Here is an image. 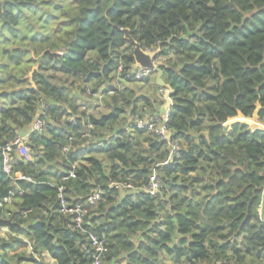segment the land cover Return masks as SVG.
Masks as SVG:
<instances>
[{
  "label": "clouds",
  "instance_id": "1",
  "mask_svg": "<svg viewBox=\"0 0 264 264\" xmlns=\"http://www.w3.org/2000/svg\"><path fill=\"white\" fill-rule=\"evenodd\" d=\"M9 2L16 7L9 9L5 0H0V62H8L11 49L17 46L33 47L32 55H38L42 46L19 40L35 31L53 37L47 46L61 56L69 46L85 50L88 40L104 52H88L83 61L73 65L77 77L64 79L70 91L63 98L51 93L46 96L42 84L27 73L28 86L37 88L36 100L10 106L22 109L26 119L17 117L14 110L11 119L0 115V129L8 128L0 130V154L3 170L11 177L8 185L0 186V192H9L7 203L0 202V213L11 218L8 209L14 203V192L29 191L17 184V179L38 182L41 168L25 164L17 170L8 163L26 152L29 158L43 157L44 169L51 164L50 171L69 170L75 189L72 200L86 197L71 209L67 207L71 201L63 194L47 198L48 216L57 213L55 224L80 233L78 240L65 245L62 255H51L54 245L64 243L52 228L48 229L52 239L44 246L31 230L23 235L0 226V264H264V90L259 87L264 83V68L260 67L264 56L257 63L255 53L248 51L256 41L264 47V0H184L178 9L156 18L155 26L139 17L118 20L108 12L116 0H25L37 8L35 14L21 9L20 0ZM150 7L149 3L142 13L152 19ZM21 10L25 13L22 31L13 38L3 27L4 21L15 24L13 17ZM49 14L55 19L43 24L40 18ZM84 17L91 21V27L81 23ZM202 21L207 22L202 26ZM66 24H70V31H64ZM117 25L134 27L137 34L131 38L112 36L110 29ZM257 29L261 35L249 39ZM81 34L87 39L71 45L70 41ZM5 36L11 43L4 41ZM181 37L197 46L205 40L224 48V74L216 76L214 89H209L208 80L199 74L181 72L189 61L199 63L197 57L177 54ZM56 40H61L60 45ZM233 40L246 41L235 56L225 47ZM137 44L148 49L152 68L136 60ZM5 48L9 49L6 54ZM205 59L214 63L209 56ZM253 63L258 70L250 82L241 73ZM12 71H0V76L7 78ZM90 71L100 75L85 82ZM132 73L137 80L145 77L144 82L130 83L126 77ZM185 75L187 89L176 80ZM228 77L232 78L230 84ZM53 78L54 74L44 77ZM10 86L16 85L3 87ZM209 91L215 93L211 99ZM50 102L63 105L67 111L48 113ZM41 112L45 115L38 119ZM53 125L57 132L63 129L59 137L49 132ZM33 130L40 137L34 151L24 146L33 142L29 140ZM18 140L20 146L11 150V144ZM48 141H55L54 148H43ZM189 165L194 169L191 172L185 171ZM217 180L224 182L222 189ZM81 184L88 187L82 190ZM60 191L63 193V188ZM214 191L220 195L213 198ZM57 199L62 210L51 206ZM16 207L18 210L20 204ZM73 212L78 215L73 217ZM31 215L35 219L40 214ZM92 215L100 219L93 222ZM19 219L24 228L31 222ZM65 220L74 223L65 224ZM135 220L140 224L130 227Z\"/></svg>",
  "mask_w": 264,
  "mask_h": 264
},
{
  "label": "trees",
  "instance_id": "2",
  "mask_svg": "<svg viewBox=\"0 0 264 264\" xmlns=\"http://www.w3.org/2000/svg\"><path fill=\"white\" fill-rule=\"evenodd\" d=\"M184 2V0H116V4L109 7L108 12L111 15H114L118 20L130 18L131 20L135 21L137 17L141 21H147L150 25L155 26L157 24V19L160 17L166 16L169 11L178 9V7ZM5 3L8 4L9 9L16 7L15 4H12L9 2V0H5ZM151 4L150 11L153 14V17L150 19L149 15L146 13H142V10ZM21 9H31L36 8L33 7L31 4L25 3V0H20ZM190 6V5H189ZM58 6L57 8H59ZM89 11H92V9H89ZM25 13L21 10L18 11L13 17V20L15 21V24H9L7 20L4 21L3 27L9 31L13 38L17 37V34L19 33V25L21 21V16ZM50 15V14H49ZM55 19V17L52 15L50 16L49 20L46 21L45 24H48L51 20ZM207 21H202V26ZM82 24L91 27V21L88 20L87 17H84L81 21ZM173 22H169V25L171 26ZM141 27H144L143 24L140 25ZM128 29L131 36H135L137 34V31L134 27H124L123 25H117L110 29L111 35L120 37L123 36L122 29ZM70 24H66L64 31H70ZM81 33H83L84 29H79ZM147 34V33H146ZM192 35H195V33H192ZM261 35V32L259 29H257L256 33H253L249 39H255V37ZM7 37V36H6ZM5 37L6 43H11L9 40V37ZM67 37H61V40H66ZM87 38L81 34L75 39H72L70 41V44L73 46H78L81 42L85 41ZM174 40H176V37H173ZM19 40L28 45H33L40 47L42 46V51L45 49H49L51 51H57L54 47H48L47 45L53 40V37L47 35V34H33L31 37L22 36L19 37ZM61 40H56L55 43L57 45H60ZM179 44L181 45L180 48H177L176 52L178 55H184L187 53L190 56L197 57L199 59V63H194L189 61L186 63L182 68L181 72L188 73H196L200 75V78L202 80L207 79L209 84V89H214L216 84V76L220 75L223 76L224 70L223 66L221 64V57L224 55V48L216 47L215 44L209 45V43L205 40L200 41V45H194L190 44L189 41L183 37L179 38ZM113 45L116 44V41H112ZM246 41H240L237 43L236 41H230L228 45L225 47H230L232 49L233 55H237L238 50H242L244 48ZM140 46L148 50L143 46V44H140ZM203 49V51H201ZM100 51L104 52L103 48L97 49L96 43H94L91 40H88L86 43L85 50L81 51L78 47H72L69 46L68 50L63 53V56L58 57H44L41 63V67L39 68L40 71H34L32 74V80L36 81L39 84H42L44 88L45 95L47 96L49 93H51L54 97H60L63 98V96L70 91V87L64 83L63 81H59L58 83H55L52 80L44 79V77L47 75L46 71H50L52 73L61 74L64 76H67L68 78L77 77V69L73 67V65L83 61L85 57L87 56L88 52L91 51ZM4 53H8L9 49L5 48ZM12 53L11 55H8V62H0V71H6L10 68L14 69V71L9 72L7 78L0 76V97L3 99L0 100V115L7 116L9 119H11L12 111H15V114L17 117L26 119L25 114L22 109H13L10 106H16L20 102L28 103L30 101L36 100L37 98V88L28 86L29 84V77L27 73L31 71L32 66L35 65V57L33 56V47H13L11 49ZM41 51V52H42ZM248 51L255 53L256 56V62L258 63L261 60V57L264 56V47L260 45L259 41H256L254 45H249ZM40 52V53H41ZM247 54V53H246ZM160 54L158 53L157 56ZM206 56L211 57V60L214 62L213 64H209V62L205 59ZM112 61L110 60L108 64H111ZM261 68H264V63L260 64ZM105 69L107 71H111V69L108 67V65H105ZM166 71L169 73L172 71L171 68H166ZM257 67L255 63L245 66V71L241 73V75H247L249 78V81H252V78L257 73ZM99 73L95 71H90L86 78L85 82H91V80L96 79L99 77ZM177 83L185 87L187 89V86L189 84V80L187 79V75L185 76H178L176 77ZM232 81L231 77H228L227 82L230 84ZM5 84L9 85H16L15 87H9L5 89L3 86ZM261 90H264V83L259 85ZM190 90V89H189ZM95 91V89L93 90ZM249 91H255V89H249ZM214 91H209L207 93V96L209 99H211L214 96ZM4 101H7V105L4 103ZM31 111V109L29 110ZM46 111L48 113H55V112H66L67 109L63 107V105L50 102L47 104ZM186 112L187 109H184ZM41 114V113H40ZM176 113H173V116H176ZM13 124L16 123L15 120L12 121ZM70 123V122H69ZM10 127V126H8ZM2 131H7L8 128L5 127L4 129H0ZM63 129H61L60 132L56 131V126L53 125L51 128H49V132H51L53 135L59 137ZM29 140H32V143H27L28 149L35 150V148L38 145V142L40 141V137L37 133L30 134ZM55 141H48L47 143H43L44 149H50L54 148ZM12 150H15L14 148ZM186 155V154H184ZM87 163V161L85 162ZM27 165V167L31 168L33 166L37 168H41V171L37 173V181L36 183L33 182V180H23V179H17L16 183L22 185L29 191H15L13 194L14 203L12 206L8 209V211L11 212V218H8L12 221H15L22 225L19 218H23L24 220H30L31 222L28 223L27 228H17L16 226H7L10 230H15L23 235H29L30 231L38 234V243L42 244L44 246H47L49 242L52 239L53 233L48 231L49 228H52L55 233H58L61 235V237L64 239L63 244H56L54 245L55 251L51 253L53 257H56L58 255H62L64 252L65 245H68L71 242H74L79 239L80 233L78 231H72L71 229L67 227H60L55 224V221L57 219V213H53L51 216H48V203L49 200L47 198L52 197L53 193L57 197H59V188H63V196L66 199V201L69 202L70 205L74 203L83 202L86 197L78 196L75 198V200H72L71 193L75 190L72 180L73 178L69 176V170H57L59 172V175H57V171H50L52 168V165H48L47 169L42 168L43 164V157L36 158L32 157L29 158L26 157H15L13 160H11L12 168H15L19 170L22 166ZM166 169H168L170 172L174 171V169L170 165L164 166ZM192 165H189L185 171L191 172L193 171ZM141 171L146 172V169H142ZM239 171V169H237ZM11 177L7 176V173L3 171L2 169V160L0 156V186H6L10 183ZM49 181H56V183H52ZM64 183H67L69 186L64 187ZM59 185V187H58ZM224 186V182L221 180H217V187L222 189ZM88 187L87 184H81L80 188L86 189ZM173 187H177V185H174ZM181 188H186L187 185H179ZM199 195V193H197ZM220 195L218 191L213 192V198ZM9 197V192L7 190H4L0 192V202L7 203L6 198ZM17 203L20 204L19 209L17 210ZM52 208L59 209L60 203L57 199L55 202L52 203ZM135 207H139V205H135ZM114 209H110L109 211H113ZM32 213H39V217L33 219ZM74 217V215L72 214ZM0 217H5L3 213H0ZM100 219L97 215L91 216V221L96 222ZM65 224L68 223H74L73 221L65 220ZM140 224L139 220L132 221L131 226H138ZM6 226V225H4ZM84 227H88L87 224L84 225ZM183 239V237H182ZM83 243V241H80ZM22 244L23 241H20ZM195 243V241L193 242ZM73 253H78V249H72ZM130 255H132L130 253ZM21 260H24L25 257L21 256ZM31 259V258H29ZM194 260L198 259L197 256L193 257Z\"/></svg>",
  "mask_w": 264,
  "mask_h": 264
},
{
  "label": "water",
  "instance_id": "3",
  "mask_svg": "<svg viewBox=\"0 0 264 264\" xmlns=\"http://www.w3.org/2000/svg\"><path fill=\"white\" fill-rule=\"evenodd\" d=\"M123 31V36L124 37H129L131 38V35L128 31V29L124 28L122 29ZM135 42V41H134ZM60 52L58 51H51L49 49H45L43 50L41 53H39L36 57H35V65L32 66L31 68V78H32V74L34 71H37V68L41 67V63L44 57H49V58H53V57H58L60 56ZM135 55H136V60L139 61L142 65L148 67V68H152L153 66V60L152 58L149 56L148 50L143 49L140 44H137V47L135 49ZM157 55V54H156ZM171 95V93H170ZM16 226L17 228H23V226L15 221H12L10 219H5V218H1L0 217V226Z\"/></svg>",
  "mask_w": 264,
  "mask_h": 264
},
{
  "label": "built area",
  "instance_id": "4",
  "mask_svg": "<svg viewBox=\"0 0 264 264\" xmlns=\"http://www.w3.org/2000/svg\"><path fill=\"white\" fill-rule=\"evenodd\" d=\"M144 78H145V77L141 76V77L139 78V80H142V79H144ZM126 79H127L128 81H139V80H137V77H136V74H135V73H132L130 76L126 77ZM44 115H45V113H44V112H41L40 116H38L37 118L39 119L40 117H43ZM145 127H147V126H145ZM34 133H36L35 130H33L31 133H29V135H30V134H34ZM19 146H20V141L18 140L17 142L11 144L10 149L12 150V149L14 148V149L16 150ZM24 146L28 148L26 142H25ZM0 156H1V160H2V169H3V167H4V165H3L4 157H3L2 154H0ZM26 156H28V153H27V152L24 153L21 157H26ZM8 163L11 164V161H9ZM3 171H4V170H3ZM69 176H70V172H69ZM70 177H71V176H70ZM59 192H60V193H59L58 196H60V195L62 194L61 191H60V188H59ZM85 199H86V198H85ZM85 199H84V200H85ZM65 200H66V199H65ZM76 203H77V202H76ZM76 203H74V204H72V205H70V204L68 203V204H67V207H68L69 209H71V208H73V207L75 206ZM90 203H91V202H89V204H90ZM88 206H89L88 204H85V207H88ZM59 209L62 210V209H63V205L60 204V208H59ZM72 214L74 215V217L78 215V213H75V212H73ZM2 218L8 219V218H6V217H2Z\"/></svg>",
  "mask_w": 264,
  "mask_h": 264
},
{
  "label": "rangeland",
  "instance_id": "5",
  "mask_svg": "<svg viewBox=\"0 0 264 264\" xmlns=\"http://www.w3.org/2000/svg\"><path fill=\"white\" fill-rule=\"evenodd\" d=\"M58 6H60V5H56V7H58ZM28 11H30V12H32L33 14H35V12L37 11V8H31V9H29ZM25 15V14H24ZM24 15H22L21 16V21L23 20V17H24ZM50 16H52V14H50L48 17H41L40 19L43 21V24H45L46 23V21L47 20H49V18H50ZM21 21H20V23H21ZM22 31V28H21V26L19 25V33ZM44 34L43 32H41V31H35V32H32L31 33V36H33V34ZM23 36H27V37H29L27 34H25V35H23ZM30 36V37H31ZM6 37V36H5ZM5 37H4V40H5ZM20 37H22V36H20ZM7 38V37H6ZM46 74L47 75H49V76H52L53 74H54V78L53 79H51L52 81H54L55 83H58L59 81H64V79H66V78H68L67 76H64V75H61V74H57V73H52V72H50V71H46Z\"/></svg>",
  "mask_w": 264,
  "mask_h": 264
},
{
  "label": "crops",
  "instance_id": "6",
  "mask_svg": "<svg viewBox=\"0 0 264 264\" xmlns=\"http://www.w3.org/2000/svg\"><path fill=\"white\" fill-rule=\"evenodd\" d=\"M145 79V78H144ZM144 79H142V80H139V81H129L130 83H133V84H135V83H143L144 82Z\"/></svg>",
  "mask_w": 264,
  "mask_h": 264
}]
</instances>
